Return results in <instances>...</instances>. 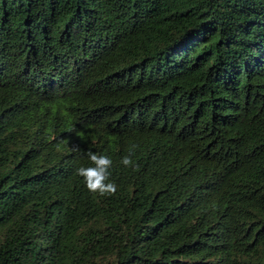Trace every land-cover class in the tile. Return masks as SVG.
<instances>
[{"label":"trees","instance_id":"trees-1","mask_svg":"<svg viewBox=\"0 0 264 264\" xmlns=\"http://www.w3.org/2000/svg\"><path fill=\"white\" fill-rule=\"evenodd\" d=\"M0 264H264V0H0Z\"/></svg>","mask_w":264,"mask_h":264},{"label":"clouds","instance_id":"clouds-1","mask_svg":"<svg viewBox=\"0 0 264 264\" xmlns=\"http://www.w3.org/2000/svg\"><path fill=\"white\" fill-rule=\"evenodd\" d=\"M135 145L124 155L120 164L125 168L136 170L138 164L134 161ZM87 157L92 166L78 167L75 174L83 179L87 190L97 197H112L118 192V185L111 179L113 160L108 155L87 152Z\"/></svg>","mask_w":264,"mask_h":264}]
</instances>
